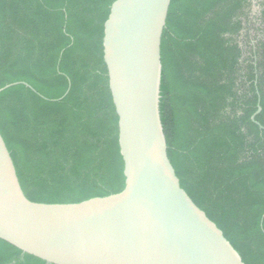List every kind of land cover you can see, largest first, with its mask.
Returning <instances> with one entry per match:
<instances>
[{"label":"trees","instance_id":"obj_1","mask_svg":"<svg viewBox=\"0 0 264 264\" xmlns=\"http://www.w3.org/2000/svg\"><path fill=\"white\" fill-rule=\"evenodd\" d=\"M115 1L0 0V90L18 84L0 93V135L32 203L124 189L102 47ZM252 2L171 1L159 115L180 188L243 264H264V0L254 20ZM0 264L46 263L0 240Z\"/></svg>","mask_w":264,"mask_h":264},{"label":"water","instance_id":"obj_2","mask_svg":"<svg viewBox=\"0 0 264 264\" xmlns=\"http://www.w3.org/2000/svg\"><path fill=\"white\" fill-rule=\"evenodd\" d=\"M171 1L116 0L104 23L124 189L79 204L32 203L0 135L1 241L46 264H243L180 188L168 160L160 45ZM260 112L258 104L253 123Z\"/></svg>","mask_w":264,"mask_h":264},{"label":"rangeland","instance_id":"obj_3","mask_svg":"<svg viewBox=\"0 0 264 264\" xmlns=\"http://www.w3.org/2000/svg\"><path fill=\"white\" fill-rule=\"evenodd\" d=\"M259 3H260V0H253L252 2V6L250 8L251 10L250 18H252V20H254L258 16V13L260 11ZM255 34H256L255 31L251 32L252 36H254Z\"/></svg>","mask_w":264,"mask_h":264}]
</instances>
